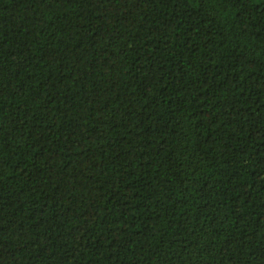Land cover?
<instances>
[{
    "label": "trees",
    "instance_id": "16d2710c",
    "mask_svg": "<svg viewBox=\"0 0 264 264\" xmlns=\"http://www.w3.org/2000/svg\"><path fill=\"white\" fill-rule=\"evenodd\" d=\"M0 264H264V0H0Z\"/></svg>",
    "mask_w": 264,
    "mask_h": 264
},
{
    "label": "rangeland",
    "instance_id": "374dc122",
    "mask_svg": "<svg viewBox=\"0 0 264 264\" xmlns=\"http://www.w3.org/2000/svg\"><path fill=\"white\" fill-rule=\"evenodd\" d=\"M261 0H255L256 3H259Z\"/></svg>",
    "mask_w": 264,
    "mask_h": 264
}]
</instances>
